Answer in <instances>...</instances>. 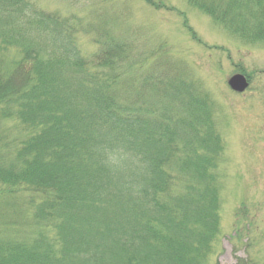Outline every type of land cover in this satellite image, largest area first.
<instances>
[{
	"label": "trees",
	"instance_id": "1",
	"mask_svg": "<svg viewBox=\"0 0 264 264\" xmlns=\"http://www.w3.org/2000/svg\"><path fill=\"white\" fill-rule=\"evenodd\" d=\"M227 1L264 19V0ZM190 2L222 15L213 1ZM72 29L31 0H0L1 118L30 134L15 152L0 131V264H202L219 234L224 156L210 95L171 70L142 73L145 61L135 73L129 46L100 31L90 61ZM107 136L149 160L143 201L98 166L91 146Z\"/></svg>",
	"mask_w": 264,
	"mask_h": 264
},
{
	"label": "rangeland",
	"instance_id": "2",
	"mask_svg": "<svg viewBox=\"0 0 264 264\" xmlns=\"http://www.w3.org/2000/svg\"><path fill=\"white\" fill-rule=\"evenodd\" d=\"M31 1L38 10L76 26L72 29L76 42L90 61L99 52L100 31L129 46L135 73L145 61L142 73L171 70L172 76L182 74L193 91L197 86L193 80L203 86L212 99L224 156L218 169L219 234L202 264H264V38L260 33L264 19H255L258 9L210 0L222 14L216 17L190 0ZM15 56L18 59L14 53L6 57L3 72ZM124 67L118 64V72H126ZM239 73L251 79L243 94L228 86V80ZM116 99L126 97L119 94ZM131 99L127 98L136 103ZM14 110V106L5 109ZM1 117L0 112V131L9 136L4 142L17 152L30 134L15 120ZM18 197L20 209L28 215L25 195ZM4 203L0 198V210L6 209Z\"/></svg>",
	"mask_w": 264,
	"mask_h": 264
},
{
	"label": "clouds",
	"instance_id": "3",
	"mask_svg": "<svg viewBox=\"0 0 264 264\" xmlns=\"http://www.w3.org/2000/svg\"><path fill=\"white\" fill-rule=\"evenodd\" d=\"M99 167L110 178V187L126 199L141 202L145 199L151 165L142 151L128 142L110 136L91 146Z\"/></svg>",
	"mask_w": 264,
	"mask_h": 264
},
{
	"label": "water",
	"instance_id": "4",
	"mask_svg": "<svg viewBox=\"0 0 264 264\" xmlns=\"http://www.w3.org/2000/svg\"><path fill=\"white\" fill-rule=\"evenodd\" d=\"M228 85L232 91L236 93H244L249 87V83L244 75L236 74L228 81Z\"/></svg>",
	"mask_w": 264,
	"mask_h": 264
}]
</instances>
